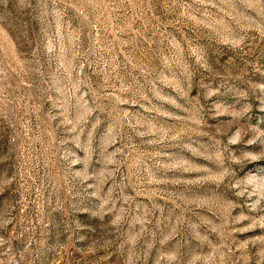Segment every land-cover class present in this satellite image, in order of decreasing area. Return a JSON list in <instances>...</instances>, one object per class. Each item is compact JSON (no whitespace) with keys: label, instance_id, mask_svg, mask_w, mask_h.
I'll return each mask as SVG.
<instances>
[{"label":"rangeland","instance_id":"obj_1","mask_svg":"<svg viewBox=\"0 0 264 264\" xmlns=\"http://www.w3.org/2000/svg\"><path fill=\"white\" fill-rule=\"evenodd\" d=\"M0 264H264V0H0Z\"/></svg>","mask_w":264,"mask_h":264}]
</instances>
